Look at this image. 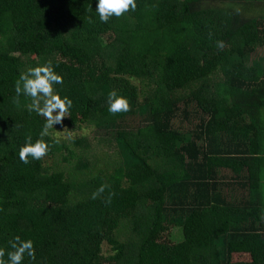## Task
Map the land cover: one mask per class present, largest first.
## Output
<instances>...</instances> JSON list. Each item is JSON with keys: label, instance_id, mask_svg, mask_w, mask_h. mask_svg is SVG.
<instances>
[{"label": "trees", "instance_id": "obj_1", "mask_svg": "<svg viewBox=\"0 0 264 264\" xmlns=\"http://www.w3.org/2000/svg\"><path fill=\"white\" fill-rule=\"evenodd\" d=\"M244 1L136 0L104 23L98 0H0L5 260L19 236L35 249L22 264H264V162L236 170L257 155L236 143L264 107L261 68L244 60L264 29L234 9ZM48 61L73 101L62 123L91 136L51 128L48 154L25 164L46 118L15 103V82ZM112 90L129 111L109 112Z\"/></svg>", "mask_w": 264, "mask_h": 264}, {"label": "clouds", "instance_id": "obj_2", "mask_svg": "<svg viewBox=\"0 0 264 264\" xmlns=\"http://www.w3.org/2000/svg\"><path fill=\"white\" fill-rule=\"evenodd\" d=\"M136 6V0H98L96 11L99 14L100 21L107 23L112 16L120 17L130 10L135 11ZM217 46L223 47V42H217ZM62 83L63 77L54 71L51 61L21 73L19 79L15 82L17 96L15 103H19L18 98L23 93L32 99L31 109L46 118L40 138L33 143L32 137L27 136L24 146L19 150V159L25 164L29 163V157L40 160L48 154L50 146L44 137L48 135V130L53 128V125L62 122L63 118L66 117V113L72 107L73 101L68 96L61 98L59 94H54L53 85ZM108 104V110L112 114L127 112L131 107L129 100L122 95H118L115 90L109 92ZM107 187L108 185H101L92 194V198L95 199L100 196ZM113 195L114 193H109L106 202L110 203ZM10 244L13 251L7 252V260L4 259L5 250L0 248V264H22L25 254L33 259L35 258L32 240H21L19 236H16Z\"/></svg>", "mask_w": 264, "mask_h": 264}, {"label": "crops", "instance_id": "obj_3", "mask_svg": "<svg viewBox=\"0 0 264 264\" xmlns=\"http://www.w3.org/2000/svg\"><path fill=\"white\" fill-rule=\"evenodd\" d=\"M234 9H238L240 16L243 18H255L258 21L260 27L264 29V0H247L244 2H237L234 4ZM261 34V38L258 39L259 42H264V31ZM244 60H249L252 62L254 68H261L258 73L262 80H264V44L256 46L254 50L248 53ZM264 89V88H263ZM248 149L251 150L256 156H253V160L246 161L245 157L241 161H238L236 170L239 173H243L244 170L246 174L249 175L250 170L256 172L257 161L262 160L264 162V107L261 113V118L259 120L258 127L252 130L249 136L241 137L238 139L237 146H242V141H248Z\"/></svg>", "mask_w": 264, "mask_h": 264}, {"label": "rangeland", "instance_id": "obj_4", "mask_svg": "<svg viewBox=\"0 0 264 264\" xmlns=\"http://www.w3.org/2000/svg\"><path fill=\"white\" fill-rule=\"evenodd\" d=\"M67 116V113H66ZM65 117L63 118V120ZM62 120V121H63ZM133 124V121L131 122ZM136 125V124H135ZM92 126H85L81 129L77 130H70L67 125H64L62 122L53 125L52 132L58 136L59 138H69V137H75L79 135H86L88 137L91 136ZM104 249H108V247H105Z\"/></svg>", "mask_w": 264, "mask_h": 264}]
</instances>
